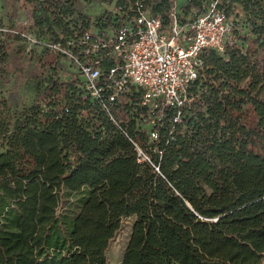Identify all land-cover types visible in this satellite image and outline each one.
Returning <instances> with one entry per match:
<instances>
[{
  "label": "trees",
  "instance_id": "trees-1",
  "mask_svg": "<svg viewBox=\"0 0 264 264\" xmlns=\"http://www.w3.org/2000/svg\"><path fill=\"white\" fill-rule=\"evenodd\" d=\"M16 1L0 24V72L27 70L35 98L0 97V264H108L110 241L133 216L117 264H261L264 254V0H221L231 43L201 54L191 108L173 138L149 139L128 119L127 136L90 98L71 63L44 42L77 51L92 25L104 27L123 0L93 19L89 0H23L41 49L27 51ZM91 1V0H90ZM167 22L175 0H146ZM205 0L178 1L183 16ZM10 51L14 56L10 59ZM86 112V113H85ZM118 118L122 114L116 113ZM137 142L159 165L139 160ZM157 148L162 149L161 156Z\"/></svg>",
  "mask_w": 264,
  "mask_h": 264
},
{
  "label": "built area",
  "instance_id": "built-area-1",
  "mask_svg": "<svg viewBox=\"0 0 264 264\" xmlns=\"http://www.w3.org/2000/svg\"><path fill=\"white\" fill-rule=\"evenodd\" d=\"M146 2L123 0L114 6V20L104 27L92 25L70 41L79 46L77 51L58 41L44 44L72 64L84 97L96 102L126 136L122 124L132 118L136 126L147 128L151 140L159 139L160 130L165 138H173L176 124L191 108L192 82L204 73L201 54L226 49L232 20L218 5L221 0H205L201 9L194 7L186 16L175 0L167 22ZM130 140L139 160L149 161L159 172L150 153ZM156 151L161 156L162 149Z\"/></svg>",
  "mask_w": 264,
  "mask_h": 264
},
{
  "label": "rangeland",
  "instance_id": "rangeland-1",
  "mask_svg": "<svg viewBox=\"0 0 264 264\" xmlns=\"http://www.w3.org/2000/svg\"><path fill=\"white\" fill-rule=\"evenodd\" d=\"M185 3L186 0H177ZM103 8H111L109 5L99 4L95 0L82 1L80 2V9L83 13L89 14L93 19L97 14L101 12ZM11 7L7 5L4 0H0V24L1 29L4 31L8 25V12ZM33 11V5L24 2L23 0L16 1V20L17 23H22L26 26V31L23 34L26 37V48L27 51L34 48L36 52L41 49L42 39L37 36L34 30L31 29V16ZM10 59L14 56L13 51H10ZM63 59V58H62ZM23 67L25 71L16 73L11 67L4 65L0 72V97L6 98L12 106H21L27 104L35 98V82L30 78L27 70L31 68L32 61L29 62V57L22 58ZM67 61L63 63V66H67ZM73 68V67H72ZM68 69V66L67 68ZM71 68H69L70 71ZM72 70V69H71ZM75 71V69L73 68ZM68 70L63 71V75L76 76L77 74L69 73ZM133 216L122 219L120 229L115 234L114 238L110 241L107 250V263L117 264L122 259L125 247L127 245L131 227L133 224ZM261 264H264V254L262 256Z\"/></svg>",
  "mask_w": 264,
  "mask_h": 264
}]
</instances>
